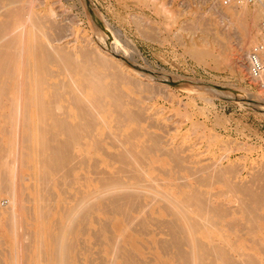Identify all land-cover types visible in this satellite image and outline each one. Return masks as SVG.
<instances>
[{
    "label": "rangeland",
    "instance_id": "obj_1",
    "mask_svg": "<svg viewBox=\"0 0 264 264\" xmlns=\"http://www.w3.org/2000/svg\"><path fill=\"white\" fill-rule=\"evenodd\" d=\"M9 1L0 0V13L2 6L4 9H2L3 13V11H7L8 8L11 10L18 9L16 7L23 4V2L20 3V0H16L17 3H20L19 5L15 2L11 3V0ZM25 1L28 0H24V2ZM32 1L33 10L35 11L34 13H36V15L34 14L35 16H33V19L34 17L38 18L39 16V18H42L44 16L45 18H43L47 19V21L43 18L39 21V18L33 20L37 21V24L41 20L44 21L40 22V25L42 23V25L45 24V28L44 26H38L39 24L37 25L35 23L29 27L31 32L27 35L28 49L26 52V59H29V62L26 65V68H31L32 64L38 60L36 52H34L36 55L33 53V44L35 42H41V38L44 39L42 42L51 41L56 48L57 46L60 47L56 50L60 49V55H62L63 58L64 53L62 52L67 51L68 54L75 53V55L73 56V54H69L71 57L70 59H67V63L64 62L65 59L63 60L62 57L59 56V58H57L59 52L57 54L56 52L53 53V55H56L55 58L53 57L54 62H52V60L48 62L49 65H47V67L50 71L53 70L56 72H52L53 75H51V72H49L48 75L45 73L40 75L41 72L35 74L34 70L31 72L29 69L27 76L30 78H27H29V84L33 86L28 85L33 88L36 87L35 79H48L45 82L46 84H42V88H44L43 91L41 88L39 89V92L42 91L41 93L44 96V100L47 102L46 104H48L56 94L55 97L58 99L54 97L53 100H51L54 103L52 106L53 110L61 112L64 108V111L61 112L62 115L61 113H58V111H56L57 113H54L56 115L58 114L57 119L61 118V120H63L62 116L64 118L67 115L65 117L66 120H68L67 117L70 116V120L74 123H77L78 121L85 123L87 119L84 122L82 116H86L87 118L89 117V122L87 121V123L96 130L95 132H92L94 134L93 136L91 133V137H87L89 130L88 133H84L86 135H83L82 133L84 130H81L82 136H86L85 140L90 142L86 147H84V145L72 146L71 151L69 148L65 147H60L59 149L53 148V142L51 141L53 139H45L51 134V129H49L50 131L48 130L49 133L47 132L49 135L45 134L46 137L43 135L42 130H46L48 126L50 128L52 123L50 120L52 121V118L55 115L47 117L46 120L39 119L41 117L36 116L38 115L36 112V106L38 105H36L37 103L33 104V96L31 97L32 100H29L28 102L26 101L28 106L26 104L25 107H27V110L25 111H29L31 115L29 113L26 114L28 117L25 118L24 124L23 117H26L24 116L26 113L25 111L23 117H21L22 120H17V124L16 122H13L16 121L15 119L12 120V124L9 123V118L5 117L4 119H1L3 121L0 120V163H2L0 164V169H5L4 172L6 171L7 174L10 170L12 171H10V176L15 185L13 188L16 191L18 189V197L14 202L11 201V197L6 193L2 192L0 194V198H4L8 201L6 204L9 209L12 206L13 215L16 216L18 214L15 217L16 220L14 218L17 222L16 224L13 217L8 216V212H0V240H2L3 243L0 242V259H2L0 260V264H61L63 262H61V260H64L65 258L66 261V258L69 256L71 258H67L68 260L66 263L63 262V264H71L70 262H72V264H188L190 260H193V262L190 261L192 264H196V262L197 264H200L201 262V264H209L214 256L212 255L213 253L210 254L213 250L212 247L218 244L222 248L224 247V250L227 249L231 256L233 254L236 256L237 260L235 263L237 264L240 261L241 263L244 262V264H255L256 262V264H264V250L261 249L262 243L259 240V237H261L262 234L259 230V226L264 228V201H256L258 200L260 192L263 191L262 193H264V186L261 185H264V178L262 179V175H260L264 174V90L250 79L247 68V55L250 48L253 46V43L258 41L260 36V22L264 17L262 16V18L259 19L260 21H257V29L254 28L255 38L253 43H251L252 45H248L245 47L246 49H243L244 34L241 24L239 23L241 22V17L224 12L231 6H222L219 3L220 0ZM14 3L17 6L14 5ZM232 5L241 7L236 4ZM255 7H257V5H248L250 10H253ZM8 12L6 15H8ZM2 13L0 19L6 20L8 16L6 17L2 15ZM17 13H11L13 15L12 17L9 15V19L13 24L11 25L12 28L16 25L15 23H17V25L21 24L20 20L22 19V16H20V14L22 15V13ZM52 13L54 16H51ZM14 14H17L16 17ZM48 16L51 17V20L52 18H55L53 22L57 23L52 24V26L56 25L54 28L49 25L52 22L50 20L51 23H49ZM17 19H19V21ZM8 20L6 21L8 22ZM107 23L109 26L108 29ZM46 27H51V29L48 28L47 31ZM103 27H105L110 34L112 32L114 38L118 39L114 41L105 31L101 33ZM37 28L39 29L37 30ZM37 31H40L43 35H40V32ZM42 32L47 34L48 37ZM34 33L38 34L36 35ZM102 35L106 36L103 37ZM227 35L233 37L229 38ZM37 38L38 41H36ZM61 48L66 49L63 50ZM80 48H84L85 52H90L87 49H90L94 54L97 52L96 55L98 56L103 53L105 57L102 54L101 57L95 56V58H97L95 59L93 57L94 54L91 53L90 55L89 53H84L86 57L83 53H79V55V51L83 52ZM67 52L64 55H66ZM76 53L78 55H76ZM82 54L83 56H81ZM88 55L91 58H89ZM72 57L74 58L73 60L71 59ZM102 58L107 64L110 63L114 69L112 67H106V63L104 62L103 65L105 67L103 65L101 66L98 62L100 61L101 63L102 61L99 59ZM87 59L91 60L93 63L91 61H86ZM77 61L84 64L79 63V66L78 63L76 65L73 64ZM85 62H87V65ZM90 62L92 65H90ZM70 63H72L74 67ZM29 64H31V66ZM69 64L71 66H68ZM83 65L85 66L83 67ZM88 66L89 68H87ZM91 66L94 69H92ZM105 68L107 70H104ZM87 69H89V71ZM108 70L110 72L112 71L111 73L113 74L116 71V75L114 74L116 79ZM74 71H79V73L76 72V74ZM117 72L119 75H117ZM90 73L92 75H90ZM98 74H102L100 78H102V76L105 78L101 79L104 81V83L103 81L101 82L104 85L99 82V86L106 87L102 88L103 90H100L102 93L98 92ZM82 75H84V77H82ZM94 75L96 78L98 77L96 79L97 85L91 83L93 82L92 79H95V77L92 78ZM120 75H122V78H117L120 77ZM90 77L92 79H90ZM176 78L197 81L200 82L201 86H205V84L228 86L237 90V98L227 99L216 94L214 95L199 86L181 87L179 85H172L166 81ZM117 79L119 81H117ZM77 82L78 84L82 83L76 88ZM53 83L55 86H52L54 85ZM83 83L85 84L82 89L80 86ZM90 84L96 87H93ZM111 84L113 88L111 87ZM28 85L26 84L27 88ZM56 85H58L57 88ZM12 87V91L16 92L17 88L15 87L14 82ZM56 89H59V93H57L58 91ZM93 89L96 90L93 92ZM104 90H107L108 92L105 91V93ZM109 92H112L113 94L116 92L117 95H113V97L115 96L114 99L111 95L112 93L110 94ZM70 93L71 96L69 95ZM107 93H109L108 96ZM58 94L59 96L62 94V97H59ZM73 95L77 101L78 95L80 96V99H82H79V105L72 104L75 103L73 102L74 100L76 101L74 98L73 101L71 100L72 97H74ZM96 96L102 97L104 100H102V98H98V100ZM95 97L97 101L102 104V107H100L101 104H97L98 102L95 100ZM55 99H57L58 102ZM83 100L86 101L83 102ZM92 100H95V102ZM51 101L47 107L52 105ZM55 101L61 109L55 107ZM92 102L99 108L96 105L94 106ZM80 105L83 106L81 107ZM89 105L94 106V108L91 107L94 109L92 110L93 112ZM79 106L81 107V110L85 106L86 114L83 112L85 108L81 111L79 110ZM88 111H90L91 116ZM122 112H125V114ZM80 114L83 115L81 118H78L77 115ZM118 115L121 117L119 118ZM55 118L56 117H54L53 120H55ZM42 121L46 124L50 123L44 128L45 124ZM63 121H65V119ZM54 122L58 121H53V125L51 126L55 125ZM95 123L98 124V126ZM6 124L9 125L6 126ZM4 125L6 127H4ZM10 125L14 130H17L16 134H14V132L10 133ZM13 125L16 128H14ZM4 128L5 130L2 131ZM7 129H9V133ZM99 134H101L100 136L102 138ZM106 134L108 137L105 136ZM126 137H129L128 140ZM79 140H81V143L84 138L81 139L79 137L75 143L78 144ZM101 140L103 141L101 142ZM95 141H97L96 143L98 144L106 143L100 145L101 148H103L102 146L107 148L104 150L100 148L99 150L98 147H100V145L98 146L95 144ZM16 144L18 145L17 147ZM94 144L97 147H95ZM140 149L142 151H140ZM15 151H19V153L17 152L16 154ZM15 154L19 156L17 161L15 160ZM120 154H124L126 157L123 155L122 158H120ZM134 155L136 157H134ZM118 156H120V159H116ZM95 157L102 162L96 160V163L99 162V164L96 165L98 168H95L97 172L95 170L94 175V173L91 172L94 171V168L92 170L91 164L95 166ZM123 157L126 158L124 159L125 164H123L122 161V164L119 163L120 160H123ZM83 158H87L88 161L87 159L82 160ZM129 159H131L132 162ZM8 160H13V162L11 161V166L10 163L8 164ZM80 160L86 161V166L84 163L80 162ZM126 160L127 163L130 162L131 164L128 163L127 165ZM213 164L217 165L214 166ZM122 165H125V167ZM210 165H212L214 170ZM49 166L52 167L49 168ZM205 166L208 168L210 167L211 169L208 170ZM56 167L60 169L57 171ZM120 167H123V169L121 170ZM204 168L206 169L204 170ZM220 168L223 169L224 172L223 170L221 171ZM101 169L103 173L100 171ZM218 169L221 171L219 174H222V172L225 174V178L220 177L219 180L218 173V176L216 177L217 174L215 175L214 172H217ZM98 171L102 173V175L100 174L101 176H97L100 173H98ZM191 171H194V173ZM261 171L263 173H260ZM4 172H1L2 176L0 174V180L4 177ZM68 172L70 176L68 175ZM129 172L134 176H139L140 179L138 180ZM117 173L120 176L116 177ZM258 173L260 176L258 175L256 180L255 176H257ZM17 174L19 177L17 176L16 179ZM121 175H123L122 178H124L122 180L119 178ZM126 175L133 178L125 177ZM108 176L110 177L108 178ZM198 176H200V179ZM213 176L215 180H213ZM259 177L262 180L259 179ZM106 178L108 181L110 178L112 179H110L111 183L109 185V182L107 183L108 186L113 188L118 184L115 191L119 190L120 197H123L130 188H133V194L137 193V195L134 194V196H132V192L129 191L131 192L130 195L132 196V199H128L129 196L128 198H125V200L128 199L127 203L125 200H120L119 195L118 197L117 194L115 196L113 195L114 188H111L110 190L109 187H106L107 190L109 189L111 192L113 190L111 195L109 190L106 191L108 195L105 192H101L100 189L106 190V188H103L107 182ZM113 178L114 180L116 179L117 184ZM117 178L120 179L122 185L119 184ZM141 178H143V180L140 183ZM204 178H207L208 181H205L206 179L204 180ZM100 179H102L101 182L104 181V179L106 182H102V185L100 184ZM258 179L261 181H258ZM124 180L127 182L126 184H124ZM200 180L203 181V184ZM226 180H230L232 183L228 184L227 182L230 181L226 182ZM113 182H115V185ZM233 182L237 185L239 183V189H241L242 184L244 188H250L251 186L249 189L251 194L238 192L239 189L237 186V189H235ZM251 183H253V185ZM254 183L256 185H254ZM123 184L127 185L125 186L127 187V190H125L124 187H121ZM227 184L231 185L234 190H231V186L229 188ZM100 185L103 187L100 188ZM128 185H130V188ZM252 186L254 187L252 188ZM227 188L229 191L231 190V192L236 190L237 193L232 192L236 193L232 194L229 193V191H225ZM244 188L242 187L240 191H245ZM92 189H94V193ZM246 190L248 191V189ZM251 190L259 192L257 199H255L257 194H252ZM90 192L91 195H89ZM97 193L99 194L96 196L95 194ZM103 193L106 194L107 200L105 195L103 196L105 198H103L104 200L101 199L102 196L100 199H97V197ZM253 195L256 196L253 198ZM91 196L93 197L91 198ZM108 196L110 199H108ZM113 196L120 200V204H114L115 208L113 207V203L116 201H114L115 198ZM88 197H90V199L87 200ZM94 197L97 199L96 202H94ZM133 197L135 198L133 199ZM250 197L255 199L256 204L252 202V200L250 201ZM261 197L262 200H264V194H262ZM261 197H259V200H261ZM246 199L249 200L246 201ZM119 200H117V202ZM198 200H201L202 202ZM129 201H132L130 202L132 205ZM79 202L84 205L87 204L85 207L83 205L82 209L84 207L83 211H86L85 209L88 208V212H83L81 206H78L80 209H76ZM245 202H247L246 208L244 207L246 204ZM249 202H251L254 210L257 209V211L253 212H259L261 216L255 218V214H259L253 213L251 211L253 208H251L252 206L250 207V205L251 213L247 212V209H250L247 208ZM258 202L259 204H257ZM202 203L205 204L204 207H202ZM92 204L93 206H91ZM94 205L98 208H93ZM256 205H258V207ZM117 206L120 207V209L118 208L119 210L116 208ZM178 207H183L184 212L183 209L180 211ZM201 208L204 209L202 210ZM67 209L68 211H66ZM72 209H74V212L77 211V214L81 213L78 211H82L86 217L82 214H79L80 216H78L75 213V216H78L75 218L79 221L76 220L78 223H74V216L72 218L70 217L71 219L67 217L71 214L69 212H71ZM172 209L176 213H174ZM177 210L180 213H178ZM228 210L230 211L227 212ZM213 211L216 216L219 215L216 213L217 211L222 216H218L219 218L217 219L213 214ZM222 212L226 213L223 214ZM175 215H178L180 218V220L175 219L179 224L176 222H174L176 224H173V221H175L174 218H177ZM213 215L215 216L214 220H218V224H220L219 226L217 222H215L217 226L212 224L214 218ZM253 215V222L258 226L257 229L254 228L255 226L252 224L253 222H250ZM206 216L210 217L208 218ZM184 217H187L186 221L188 220L194 222L196 225H200H195L196 227L200 228L202 226V229L200 228L199 230V228H197L198 230L196 231L198 232H195L194 229H196V227L194 226V228L190 226V224H187L188 221L185 222ZM247 219L249 221H247ZM255 219L257 220L255 221ZM68 220H70V222ZM243 223H245V225ZM180 224V227L185 226L184 228H186V230L183 229L185 231H182L189 234V236L186 235L187 238H192L197 233L200 240L203 241L200 244H202L201 246H204L205 250L203 249L204 251H202L201 247L199 250L200 254L198 255L201 256L200 258L207 257L206 259H202V261H200L201 259L199 258V260L197 259V253H199V251H196L200 246L199 238L194 241V243L193 241H191L192 243L189 242V238L185 239L186 236H183L185 234L180 230V227L177 228ZM252 227L255 230H251L250 228ZM189 229L194 230V234H192ZM262 231L264 232V229ZM179 234L181 237L178 236ZM176 235L180 237V242H178L179 238ZM56 237H62V239L67 238V240L64 239V241L66 240L68 246L62 250H69L68 252L65 251V254L62 253L64 256L67 254L66 257L61 254V249L58 250V248H56V244H58V241L55 239ZM194 238L196 239L197 237ZM184 239L185 241L188 240V242H185L186 244L182 242L183 247H181V240L184 241ZM197 241L198 243H196ZM188 244L189 246H187ZM197 244L198 249L196 247ZM190 245H195V247L191 248ZM238 251L243 253L242 257L239 256ZM55 252L64 257H58L61 258V260L59 259L60 262L57 261L58 259H56L57 255ZM186 252L187 254L193 252L197 261L195 258H190V256L192 257V254H189L188 256ZM208 253L209 258L207 256ZM246 253H248V255ZM185 255H187L188 258L185 257ZM249 255H252L254 258L256 257L255 259L258 260L255 261L253 257L249 258ZM183 257L187 258L186 261L188 259L190 260L186 263ZM245 258H248V261L243 260ZM251 259H253L255 263L253 260L251 261ZM194 260L196 262H194ZM223 264L226 263L223 262Z\"/></svg>",
    "mask_w": 264,
    "mask_h": 264
},
{
    "label": "bare ground",
    "instance_id": "obj_2",
    "mask_svg": "<svg viewBox=\"0 0 264 264\" xmlns=\"http://www.w3.org/2000/svg\"><path fill=\"white\" fill-rule=\"evenodd\" d=\"M9 1V0H8ZM18 1V0H17ZM17 1L15 0V1H13V0H11V3L12 2H15V3H17ZM10 2V1H9ZM23 2V4L21 5V6H17L15 3H14V5H16L17 7L16 8H18V9H15V10H11L10 8H8L7 9V11H3V13H2V9H3V6L1 7V13H2V15H4V16H8L7 18L9 19V15L12 17L13 15V13H17V12H21L22 13V15L20 14V16H22V19L20 20V22H21V24H19V25H17V23H15L16 25V27L15 26H13V28L11 27V25H13L12 23H11V20H10V22H9V20L6 18V20H8V22L4 19V20H1L0 19V120L1 119H4L5 117L6 118H9L8 120H9V123H15L16 122V124H17V120H22V118L21 117H23V114L26 112L25 110H27V107H25L26 106V104H27V106H28V101L29 100H32V96L34 97V99H33V104H36V105H38V106H36L37 107V110H36V112H37V114L38 115H36L37 117L38 116H40L41 118H39V119H41V120H46L47 119V117H49V116H53V115H55L54 117H56L55 118V120H53V118H52V121L50 120V122H52L53 123V121H58V122H54L55 123V125L54 126H51V125H53L52 123H51V125H50V128H49V123L48 124H46V123H44V121H42L44 124H45V127L44 128H46V126H48L47 128H46V130L45 129H43L42 130V132H43V135H45V134H47V135H49L48 133H49V129H51V131H50V135H52V136H47L46 137V135H45V139L47 140V138H51V139H53V140H51L52 142H53V145H52V147L53 148H56V149H59L60 147H65V148H69L70 149V151L72 150V146H79V145H84V147H86L87 146V144L88 143H90L88 140H85V137L86 136H82V134L83 135H86V134H84L85 132L86 133H88V130H89V133H88V135H87V137H91V133L92 132H95V130H94V128L93 127H91L88 123H87V121L89 122V120H88V118L86 117H84V116H82L83 114H80V115H77L78 116V118L80 117L81 118V116H82V118H83V120H84V122H85V120H86V122L85 123H82L81 121H78L77 123H74V122H72L71 120H70V116H68L67 118H68V120H66V116L63 118V116H62V119L64 120L65 119V121H63V120H61V118L60 119H57V115L56 114H54V113H57L56 111H58V110H53V108H52V106H53V101H51V100H53V98L56 96V94H55V96H53V98L50 100L51 102H52V105H50V107L48 106L47 107V105L48 104H50V101H49V103L48 104H46L47 102H46V100H44V96L42 95V91H43V89L44 88H42V84L43 83H45L46 82V80H48V79H45V78H40V79H35V83H36V87H29V85H31V84H29L30 83V81H29V76H27V74H28V70L30 69V71L32 72L33 70H34V73L35 74H39L40 72V75L42 74H46V75H48V73L49 72H56V71H50V69L47 67V65H49V63L48 62H50L51 60H52V62H54L53 61V57L55 58L56 57V55L54 56L53 55V53H55L56 52V54L58 53V56H57V58H59V56L60 57H62V55H60L61 53H60V49H58V50H56L57 48H60V47H58L57 46V48H56V46H54V44H52V42L51 41H47V42H42V40H44V39H42L41 38V42H39V43H34L33 44V53L34 52H36V54H37V61H35V63H33L32 64V67L31 68H26L27 66V64H28V62H29V59L27 60L26 59V52H27V49H28V42H27V35L31 32V30H29V27H31V25H33L34 23L35 24H37L36 22L37 21H33V20H37L38 18H39V16H38V18L37 17H34V19H33V16H35L36 15V13H34L35 11L33 10V1L32 0H28V1H25L24 2V0H20V3H22ZM10 3V4H11ZM19 2L17 3L18 5L20 4ZM220 4H221V2H219ZM9 4V5H10ZM232 4H236V3H232ZM232 4H230V5H228V6H231V7H229L228 9H226V11H224V12H227V13H230L231 15H234V16H238V17H241V22H239L240 24H241V27H242V29H243V34H244V44L242 45V47H243V49L245 48V47H247L248 45H252L251 43H253V41H254V38H255V36H254V28H256V26H257V21L260 19V18H262V16L264 17V1H260V2H256V3H254V4H252V5H257V7H255L253 10H250L249 8H248V5H251V4H236V5H240L241 7H236V6H234V5H232ZM2 5V4H1ZM6 5H7V3H6ZM12 5V4H11ZM222 5V4H221ZM222 6H224V5H222ZM227 6V7H228ZM8 7V6H7ZM5 8V7H4ZM12 8V7H11ZM6 9V8H5ZM4 10V9H3ZM10 13H9V12ZM8 12V15H6V13ZM167 12V11H166ZM1 13H0V15H1ZM12 13V14H11ZM41 13V12H40ZM54 13V12H53ZM53 13L51 14V16L53 15ZM18 14V13H17ZM16 14V15H17ZM35 14V15H34ZM49 14V13H48ZM47 14V15H48ZM15 15V14H14ZM16 15H15V17H16ZM46 15V14H45ZM54 16V15H53ZM15 17H13V18H15ZM42 17V16H41ZM44 17V16H43ZM42 17V18H43ZM49 17V16H48ZM12 18V19H13ZM42 18H39L38 19V21L40 20V19H42ZM45 18V17H44ZM43 18V19H44ZM50 18V19H49ZM48 18V21H49V23H51V24H49V25H51V27H55L56 25H54V26H52V24L53 23H57V22H53L54 21V19L52 18V20H51V17H49ZM18 21H19V19H17ZM44 20H46L47 21V19H44ZM50 20H51V22H50ZM6 21V22H5ZM14 21H16V20H14ZM17 21V22H18ZM260 21V20H259ZM13 22V21H12ZM40 22H44V21H40ZM40 22L37 24L38 26H44V28H45V24L44 25H40ZM37 25H36V27H37ZM48 25V26H49ZM46 26H47V24H46ZM93 26H95V25H93ZM34 27V26H33ZM51 27H46L47 28V31H48V28H50L51 29ZM96 27V26H95ZM108 23H107V29H108ZM42 28V27H41ZM40 28V29H41ZM44 28H42L43 30H45ZM52 28V29H53ZM31 29V28H30ZM39 28H37V30H38ZM41 29V30H42ZM110 29V28H109ZM257 29V28H256ZM102 31H101V33L102 32H106L107 33V35L109 36V37H111L114 41H116L118 38H114V36H113V34H112V32H111V34L106 30V28L105 27H103V29H101ZM260 30V29H259ZM97 31V30H96ZM99 31V30H98ZM37 32H40V31H37ZM45 32V31H44ZM44 32H42V33H44ZM259 32V31H258ZM46 33V32H45ZM44 33V34H45ZM229 33V32H228ZM34 34H36V33H34ZM38 34V33H37ZM36 34V35H37ZM40 35H43V34H41V32L39 33ZM100 34V33H99ZM233 34V33H232ZM39 35V36H40ZM45 35H47V34H45ZM44 35V36H45ZM103 36V35H102ZM106 35H104L103 37H105ZM228 37H229V35H227ZM37 37V36H36ZM47 37H48V35H47ZM102 37V38H103ZM230 37H233V36H230ZM229 37V38H230ZM30 38H31V36H30ZM35 38V37H34ZM45 38H46V36H45ZM228 38V39H229ZM40 39V38H39ZM257 39V38H256ZM46 40H48V39H46ZM36 41H38V38H37V40ZM30 43V42H29ZM255 43H256V41H255ZM254 44V43H253ZM32 45V44H31ZM30 48V47H29ZM85 48V47H84ZM84 48H80V50L82 49L83 50V52H81V51H77L78 52V54L79 53H85V54H88L89 53V55H90V53L91 54H94V52L92 53V51L90 50V49H87V50H89L90 52H85L84 50ZM61 49H63V48H61ZM66 49V48H65ZM65 49H63V50H65ZM246 49V48H245ZM93 50V49H92ZM67 52V51H66ZM66 52H62V53H66ZM99 52H100V50H99ZM98 52V53H99ZM97 53V52H96ZM96 53L94 54V58H95V56L96 57H101V55L103 54H101V53H99V54H101V55H96ZM35 54V53H34ZM35 54V55H36ZM63 54V56H64V58H63V60H64V62H67L68 63V60L67 59H70V57L71 56H69V54H68V52H67V54L66 55H68V56H66V55H64ZM71 54H73V53H71ZM70 54V55H71ZM77 53H76V55H78ZM83 54L81 55V56H83ZM84 54V55H85ZM53 55V56H52ZM75 55V53L73 54V56ZM80 55V54H79ZM89 55H88V57H89ZM104 55V54H103ZM240 55V54H239ZM248 56V55H247ZM65 57H67V58H65ZM69 57V58H68ZM85 57H86V55H85ZM87 57V58H88ZM93 57H92V59H93ZM103 57V56H102ZM104 57H105V55H104ZM236 57V56H235ZM239 57V56H238ZM245 57V56H244ZM89 58H91V57H89ZM107 58V57H106ZM106 58H105V60H106ZM240 58V57H239ZM72 60L74 59L73 57L71 58ZM81 59V58H80ZM95 59H97V58H95ZM99 60H101L102 62L100 63V61L98 62L101 66L104 64V63H106V61H104V59L102 58V59H99ZM80 61V60H79ZM85 61V60H84ZM86 61H91V60H89V59H87ZM94 61V60H93ZM98 61V60H97ZM71 62V61H70ZM92 62V61H91ZM91 62H90V65H92L91 64ZM104 62V63H103ZM31 63V62H30ZM78 63V66H79V63H82V62H76V63H73V64H77ZM87 62H85V64H86ZM93 63V62H92ZM95 63H96V61H95ZM95 63H94V67H95ZM70 64H72V63H70ZM68 65V66H71V65ZM72 64V66L74 67V65ZM82 64H84V63H82ZM89 64V63H88ZM112 64V63H111ZM243 64V63H242ZM30 66H31V64H29ZM28 65V66H29ZM87 65V64H86ZM89 65V66H90ZM85 65H83V67H84ZM89 66L87 67V68H89ZM104 66V65H103ZM105 66L106 67H112V65H110V63L109 64H105ZM104 66V67H105ZM47 67V68H46ZM76 67V66H75ZM92 67V66H91ZM72 68V67H71ZM76 68H78V67H76ZM80 68H81V64H80ZM113 68V67H112ZM27 69V70H26ZM74 69V68H73ZM92 69H94L93 67H92ZM103 69V68H102ZM114 69V68H113ZM116 69V68H115ZM75 70V69H74ZM78 70V69H77ZM82 70H83V68H82ZM88 71H89V69H87ZM104 70H107L106 68L104 69ZM110 70V69H109ZM108 70V71H109ZM86 71V70H85ZM88 71H87V73H88ZM72 72V71H71ZM75 72V71H74ZM76 72H78L79 73V71H76ZM75 72V73H76ZM91 72V71H90ZM94 72V71H93ZM96 73H98L97 71H95ZM110 72V71H109ZM112 72V71H111ZM110 72V73H111ZM50 73V74H51ZM74 73V74H75ZM86 73V74H87ZM105 73V72H104ZM115 73H116V71H115ZM114 73V74H115ZM118 73V72H117ZM77 74V73H76ZM82 74H84V73H82ZM107 74V73H106ZM112 75H113V77H114V74L113 73H111ZM39 75V76H40ZM51 75H53V73L51 74ZM51 75H49V76H51ZM72 75V74H71ZM70 75V76H71ZM89 75V74H88ZM90 75H92L91 73H90ZM97 75V74H96ZM99 75V74H98ZM102 75V74H101ZM101 75H99L97 78H98V85L96 84L97 82H96V77H95V75L94 76H92V78L93 77H95V79L93 78H91L90 77V79H92L93 80V82H91V83H93V84H95V85H97V87L99 86V82L101 83L103 80H101L102 78H104L103 76H102V78H100L101 77ZM105 75V74H104ZM108 75V74H107ZM116 75V74H115ZM117 75H119V73L117 74ZM57 76V75H56ZM75 76V75H74ZM27 77H29V78H27ZM42 77V76H41ZM82 77H84V75H82ZM117 77V76H116ZM115 78V77H114ZM113 78V79H114ZM117 78H122V75H120V77H117ZM124 78V77H123ZM72 79V78H71ZM85 79V78H84ZM88 79V78H87ZM99 79H100V81H99ZM105 79V78H104ZM112 79V78H111ZM116 79V78H115ZM114 79V80H115ZM76 80V79H75ZM81 80H82V78H81ZM91 80V81H92ZM113 80V81H114ZM60 81V80H59ZM117 81H119L118 79H117ZM121 81V80H120ZM13 82H14V85H15V87L18 89H16V92H13L12 91V85H13ZM72 82H73V80H72ZM82 82H83V80H82ZM81 82V83H82ZM88 82V81H87ZM95 82V83H94ZM111 82V81H110ZM122 82H124V81H122ZM60 83V82H59ZM74 83V82H73ZM72 83V84H73ZM76 83V82H75ZM80 83V84H81ZM90 83V82H89ZM103 83H104V81H103ZM103 83H101L102 85H104ZM26 84L28 85V88L26 87ZM46 84V83H45ZM54 84V83H53ZM56 84H58V83H56ZM80 84H78V82H77V85H76V88H77V86L79 87V85ZM85 83H83L80 87L83 89V85H84ZM108 85H110L109 83H107ZM74 85V84H73ZM91 86H93L92 84H90ZM89 85V86H90ZM117 85V84H116ZM31 86H33V85H31ZM52 86H55V84L54 85H52ZM57 86L58 85H56V88H57ZM60 86V85H59ZM86 86V85H85ZM106 86V85H105ZM179 86H181V87H191V86H199V87H201L202 89H206V90H208L209 92H211L212 94H216V95H218L216 92H214V91H212V90H210L209 88H207L206 86H200V85H198L197 83L196 84H194V83H185V84H181V85H179ZM44 87V86H43ZM74 87V86H73ZM88 87V86H87ZM93 87H96V86H93ZM101 85L99 86V90H98V92H101L100 90L102 89V88H106V87H101ZM111 87H112V84H111ZM116 87V86H115ZM117 87H120V86H117ZM42 88V91H40L39 92V89H41ZM75 88V87H74ZM75 88V89H76ZM80 88V89H81ZM90 88V87H89ZM110 88V87H109ZM113 88V87H112ZM54 89V88H53ZM91 89V88H90ZM96 89H98V88H96ZM95 89V90H96ZM118 89V88H117ZM55 90V89H54ZM57 90V89H56ZM79 90V89H78ZM94 89H93V92L95 91ZM103 90V89H102ZM108 90H110V89H108ZM112 90V89H111ZM113 90H115V89H113ZM58 91V92H57ZM56 92L57 93H59V89L57 90ZM105 91H107V90H104V92ZM54 92V91H53ZM97 92V91H96ZM108 92V91H107ZM102 93V92H101ZM106 93V92H105ZM110 93V92H109ZM109 93H107V96H108V94ZM112 93V92H111ZM110 93V94H111ZM64 94V93H63ZM74 94V93H73ZM95 94H97V93H95ZM54 95V94H53ZM62 95V94H61ZM59 96V94H58V96L59 97H62V96ZM70 96H71V93L69 94ZM76 95V94H75ZM100 95V94H99ZM106 95V94H105ZM112 95V97H113V95H117L116 94V92H115V94H111ZM50 96V95H49ZM69 96V97H70ZM74 96V95H73ZM95 96V95H94ZM219 96V95H218ZM77 97V96H76ZM97 97V96H96ZM96 97H95V100L97 101V99L98 98H102V97H97V99H96ZM105 97V96H104ZM111 97V98H112ZM55 98H57V97H55ZM76 99L75 98V96L74 97H72V101L74 100V99ZM93 98V97H92ZM115 98V96L113 97V99ZM58 99V98H57ZM57 99H55V100H57ZM66 99V98H65ZM64 99V100H65ZM80 96L78 95V101H80V100H82V99H80ZM94 99V98H93ZM118 99V98H117ZM60 100V99H59ZM87 100V99H86ZM86 100H83V102L84 101H86ZM95 100H92L93 102H95ZM99 100V99H98ZM102 100H104L103 98H102ZM131 100V99H130ZM27 101V102H26ZM45 101V102H44ZM76 101H77V99H76ZM76 101L74 100L73 102H75V103H72V104H80L78 101H77V103H76ZM101 101V100H100ZM57 102H58V100H57ZM92 102V103H93ZM98 103L97 104H101L99 101H97ZM102 102V101H101ZM123 102V101H122ZM125 102V101H124ZM89 103H91V102H89ZM134 103V102H133ZM132 103V104H133ZM136 103V102H135ZM55 104H56V101H55ZM94 104V103H93ZM121 104H125V103H121ZM120 104V105H121ZM96 104H94V106H95ZM31 106H34V105H31ZM30 106V107H31ZM66 106V105H65ZM64 106V107H65ZM76 106V105H75ZM74 106V107H75ZM81 106V105H80ZM79 106V107H80ZM83 106V105H82ZM81 106V107H82ZM90 106V105H89ZM94 106L92 105V106H90V108L92 107V108H94ZM97 106V105H96ZM103 106H104V104H103ZM30 107H28V108H30ZM56 108H60V106L58 105V104H56V106H55ZM62 107V106H61ZM67 107V106H66ZM65 107V108H66ZM81 107L79 108V110H81ZM86 107H87V104H86ZM98 107V106H97ZM100 107H102V104H101V106ZM121 107V106H120ZM123 107V106H122ZM52 108V109H51ZM78 108V107H77ZM84 108H85V106H84ZM83 108V109H84ZM89 108V107H88ZM91 108V111L92 110H94V109H92ZM99 108V107H98ZM142 108V107H141ZM36 109V108H35ZM61 109V108H60ZM82 109V110H83ZM102 109V108H101ZM122 109V108H121ZM140 109V108H139ZM29 110V109H28ZM81 110V111H82ZM85 110H86V108L83 110V112H85ZM89 110V109H88ZM106 110V109H105ZM128 110V109H127ZM25 111V112H24ZM33 111H35V110H33ZM32 111V112H33ZM63 111H64V108H63ZM63 111H61V112H63ZM96 111V110H95ZM94 111V112H95ZM99 111H101V110H99ZM61 112H59L58 111V113H61ZM67 112V111H66ZM65 112V113H66ZM77 112H78V110H77ZM83 112H79V113H83ZM89 113H90V111H88ZM93 112V111H92ZM102 112V111H101ZM128 112V111H127ZM27 113H29V111L28 112H26L25 114H24V116H26V117H23V124H24V121H25V118H27L28 116L26 115ZM123 113V112H122ZM131 113V112H130ZM30 114V113H29ZM36 114V113H35ZM85 114H86V112H85ZM88 114V113H87ZM93 114V113H92ZM123 114H125V112L123 113ZM132 114V113H131ZM140 114V113H139ZM31 115V114H30ZM61 115H62V113H61ZM94 115V114H93ZM116 115H117V113H116ZM133 115V114H132ZM90 116H91V113H90ZM96 116V115H95ZM119 116V115H118ZM142 116H143V114H142ZM72 117V116H71ZM93 117V116H92ZM121 116H119V118H120ZM126 117V116H125ZM139 117V116H138ZM16 120V121H13L12 122V120ZM116 119V118H115ZM80 120V119H79ZM94 120H95V118H94ZM1 121H3V120H1ZM11 121V122H10ZM45 122H47V121H45ZM57 123V124H56ZM87 123V124H86ZM5 124V123H4ZM15 124V125H16ZM21 124V123H20ZM96 124V123H95ZM9 125V124H8ZM7 124H6V126H8ZM97 126H98V124H96ZM5 125H4V127H6ZM11 126V125H10ZM14 126V125H13ZM20 126V125H19ZM93 126V125H92ZM114 126H115V124H114ZM51 127H53V128H51ZM14 128H16L15 126H14ZM92 130H91V129ZM13 128H12V126H11V130H12ZM117 129H118V127H117ZM120 129V128H119ZM5 130V128L2 130V131H4ZM8 130V133H9V129H7ZM10 130V133L12 132H14V134H16L17 133V130H12L11 131ZM49 130V131H48ZM81 130H84L83 131V133H82V131ZM86 130V131H85ZM91 130V131H90ZM122 130V129H121ZM16 131V132H15ZM1 132V131H0ZM45 132V133H44ZM48 132V133H47ZM135 132V131H134ZM82 133V134H81ZM100 133V132H99ZM130 133V132H129ZM5 134H6V132H5ZM5 134H2V135H5ZM102 134V133H101ZM101 134H99V136L101 135ZM115 134V133H114ZM94 134L92 133V136H93ZM103 135V134H102ZM125 135V134H124ZM127 135V134H126ZM132 135V134H131ZM136 135V134H135ZM15 136H17V135H15ZM105 136H107V134L105 135ZM122 136V135H121ZM153 136V135H152ZM66 139H65V138ZM81 138V139H83L84 138V140L80 143V141L81 140H79V142H78V144H76L75 142H77V140H78V138ZM83 137V138H82ZM101 137V136H100ZM108 137V136H107ZM106 137V138H107ZM110 137V136H109ZM112 137V136H111ZM116 137H117V135H116ZM97 138V137H96ZM102 138V137H101ZM105 138V139H106ZM119 138V137H118ZM127 138V137H126ZM129 138V137H128ZM128 138H127V140H128ZM133 138V137H132ZM155 138V137H154ZM113 139V138H112ZM156 139V138H155ZM18 140V139H17ZM104 140V139H103ZM103 140H101V142L103 141ZM125 140V139H124ZM10 141V140H9ZM16 141V140H15ZM50 141V140H49ZM157 141V140H156ZM97 141H95V144H97L98 146L101 144H98V143H96ZM100 142V141H99ZM124 142H126V141H124ZM132 142V141H131ZM130 143V142H129ZM94 144V145H95ZM103 144V143H102ZM101 144V145H102ZM104 144H106V143H104ZM103 144V145H104ZM110 144V143H109ZM131 144V143H130ZM136 144V143H135ZM134 144V145H135ZM155 144V143H154ZM157 144H158V142H157ZM1 145V144H0ZM101 145H100V147H98L99 148V150H100V148H101ZM133 145V146H134ZM156 145V144H155ZM18 145L16 144V147H17ZM116 146V145H115ZM133 146H130V147H133ZM146 146V145H145ZM1 147V146H0ZM95 147H97L96 145H95ZM95 147H94V149H95ZM103 148H101V149H105V148H107V147H105L104 148V146H102ZM144 147V146H143ZM148 147V146H147ZM147 147H145V148H147ZM4 148V147H3ZM19 148V147H18ZM74 148V147H73ZM98 148H96V149H98ZM148 149V148H147ZM18 150V149H17ZM107 150V149H106ZM123 150V149H122ZM130 150H131V148H130ZM149 150V149H148ZM152 150V149H151ZM155 150V149H154ZM157 150V149H156ZM166 150V149H165ZM9 151V150H8ZM92 151V150H91ZM140 151H142L141 149H140ZM160 151V150H159ZM16 152V151H15ZM18 153H19V151H17ZM17 152H16V154H17ZM67 152H68V150H67ZM90 152V151H89ZM146 152V151H145ZM96 153V152H95ZM99 153H100V151H99ZM5 154V153H4ZM15 154V160L17 161V158L19 157V156H17ZM111 154V153H110ZM109 154V155H110ZM135 154V153H134ZM121 155V154H120ZM124 154H122L121 155V157L120 156H118V158H116V159H120V158H122V156H123ZM136 155V154H135ZM134 155V157H136ZM143 155V154H142ZM145 155V154H144ZM3 156V155H2ZM82 156H85V155H82ZM115 156V155H114ZM125 157H126V155H124ZM146 156H147V154H146ZM13 157V156H12ZM120 157V158H119ZM125 157H123V160H118L119 161V163H121L122 164V162H123V164H125V161H124V159H126ZM14 158V157H13ZM13 158H11V159H13ZM114 158V157H113ZM128 158V157H127ZM4 159V158H3ZM8 159V158H7ZM87 159V158H86ZM86 159H82V160H86ZM135 159V158H134ZM96 160H98L99 161V159H97L96 157L94 158V163H95V166L93 165V164H91L92 165V170H93V168H94V171H91L92 173H94L95 172V168H98V166L96 167V165L97 164H99V162H102L101 160L98 162V163H96ZM129 160H131V159H129ZM128 160V161H129ZM137 160V159H136ZM9 162H8V164L10 163V166H11V161L13 162V160H8ZM87 161H88V159H87ZM122 161V162H121ZM220 161V160H219ZM80 162H82V163H84L85 164V162L86 161H81L80 160ZM131 162H132V160H131ZM142 162H144V161H142ZM5 163H6V161H5ZM4 163V164H5ZM40 163V162H39ZM93 163V162H92ZM128 163H130V162H128ZM128 163H127V160H126V164L128 165ZM192 163V162H191ZM0 164H2V163H0ZM16 164V163H15ZM86 164H87V162H86ZM86 164H85V166H86ZM120 164V165H121ZM131 164V163H130ZM141 164V163H140ZM19 165V164H18ZM145 165V164H144ZM205 165V164H204ZM214 165V164H213ZM217 164H215L214 166H216ZM7 166V165H6ZM6 166H5V168H6ZM9 166V167H10ZM94 166V167H93ZM123 166V165H122ZM133 166V165H132ZM140 166V165H139ZM16 167V166H15ZM50 167H52V166H49V168ZM57 167H58V165H57ZM56 167V168H57ZM123 167H125V165L123 166ZM123 167L121 168V170L123 169ZM206 167V166H205ZM210 167H212V165H210ZM208 168V167H206V168H208V170L209 169H211V168ZM13 168V167H12ZM55 168V169H56ZM119 168V167H118ZM206 168H204V170L206 169ZM218 168V167H217ZM7 169V168H6ZM11 169V168H10ZM14 169V168H13ZM52 169V168H51ZM58 169H60V168H57L56 170L58 171ZM71 169V168H70ZM69 169V170H70ZM85 169V168H84ZM88 169V168H87ZM212 169H213V167H212ZM227 169H229V168H227ZM1 170V169H0ZM3 170V171H2ZM1 171H0V174H1V176H2V173L1 172H4V170L5 169H2ZM16 170V169H15ZM136 170V169H135ZM139 170V169H138ZM214 170V169H213ZM220 170L222 171L223 169H221L220 168ZM263 170V169H262ZM11 171V170H10ZM10 171H9V173L7 174V172L5 171L4 172V177H2V179L0 180V194L2 193V192H4V193H6L8 196H10L11 197V201L12 202H14V201H16L17 200V197H18V189H17V186H16V189H17V191L16 190H14V183H13V180H12V177L10 176ZM100 171H102V169L100 170ZM100 171H98V173L100 172ZM202 171V170H201ZM221 171H219V169H218V171L216 172H214L215 173V175L218 173L219 174V172L221 173ZM12 172V171H11ZM15 172V171H14ZM13 172V173H14ZM47 172V171H46ZM96 172H97V170H96ZM106 172H107V169H106ZM123 172V171H122ZM191 172H193L194 173V171H191ZM196 172V171H195ZM223 172H224V170H223ZM223 172H222V174H223ZM226 172H228V171H226ZM71 173V172H70ZM102 173H103V171H102ZM102 173L100 172L99 173V175H97V176H101L102 175ZM105 173V172H104ZM109 173V172H108ZM119 173V172H118ZM118 173H117V175H116V177L117 176H120V175H118ZM130 174H131V172H129ZM129 173H127V174H129ZM139 173V172H138ZM203 173V172H202ZM214 173H212V174H214ZM260 173H263L262 171L260 172ZM97 174V173H96ZM101 174V175H100ZM123 174V173H122ZM129 174V175H130ZM137 174V173H136ZM211 174V175H212ZM218 174L216 175V177L218 176ZM219 174V176H218V179L220 180V177H222V178H225V174ZM227 174V173H226ZM46 175V174H45ZM65 175V174H64ZM68 175H69V172H68ZM94 175H95V173H94ZM107 175V174H106ZM125 175V174H124ZM129 175H126L125 177H130L131 179L133 178V177H131V176H129ZM132 176H134L133 174H131ZM169 175V174H168ZM214 175V176H215ZM221 175V176H220ZM258 175H259V173L257 174V176H255L256 177V180H257V177H258ZM260 175H262V179L264 178L263 177V175L264 174H260ZM259 175V176H260ZM0 176V177H1ZM13 176V175H12ZM17 176L19 177V175L17 174L16 175V179H17ZM58 176V175H57ZM70 176V175H69ZM85 176V175H84ZM89 176V175H88ZM114 176V175H113ZM122 176L123 175H121V177H119L121 180L122 179H124V178H122ZM144 176V175H143ZM210 176V175H209ZM214 176H213V180H215L214 179ZM234 176H236V175H234ZM14 177V176H13ZM83 177V176H82ZM110 176H108V178H109ZM115 177V176H114ZM115 177V178H116ZM135 178H137L138 180L140 179V177L139 176H134ZM139 177V178H138ZM199 177V179H200V176H198ZM215 177V178H216ZM227 177V176H226ZM68 178V177H67ZM73 178V177H72ZM99 178V177H98ZM102 178V177H101ZM119 178H117L118 180V182H119V184H121L120 182V179ZM134 178V179H135ZM210 178V177H209ZM208 178V179H209ZM13 179H15V178H13ZM95 179V178H94ZM107 179V178H106ZM111 179V178H110ZM109 179V181H108V179L105 181V179H104V181H102V182H106V185H105V183H104V187L103 186H101L100 185V188L101 187H103V188H106V187H109V189L111 190V188L112 187H110V186H108L111 182V180ZM206 179V180H205ZM227 179V178H226ZM259 179H261L260 177H259ZM258 179V181H261V180H259ZM41 180V179H40ZM69 180H72V179H69ZM101 180L102 179H100V184H102L103 185V183L101 182ZM113 180H114V178H113ZM128 180H130V179H128ZM137 180V181H138ZM143 180V178H141V180H140V183H141V181ZM188 180V179H187ZM201 180H203V179H201ZM200 180V181H201ZM204 180L205 181H208L207 180V178H204ZM224 180V179H223ZM95 181H96V179H95ZM115 182H116V179L114 180ZM147 181V180H146ZM197 181V180H196ZM211 181V180H210ZM227 181H230V180H226V182ZM255 181V180H254ZM257 181V182H258ZM264 181V180H263ZM18 182V181H17ZM109 182V183H108ZM115 182H113V184L115 185ZM123 182H125V180L123 181ZM128 182H130V181H128ZM139 182V181H138ZM156 182V181H155ZM186 182V181H185ZM203 181H201V183H202ZM214 182V181H213ZM253 182V181H252ZM70 183V182H69ZM107 183H108V185H107ZM127 182H125L124 184H126ZM200 183V184H201ZM228 184H231L232 183V181H230V182H227ZM241 183V182H240ZM256 183V182H255ZM254 183V185H256ZM264 183V182H263ZM18 184V183H17ZM112 184V185H113ZM116 184H117V182H116ZM123 184V186H121L122 188L124 187V189L125 190H127L126 188L127 187H125V186H127V185H124ZM160 184V183H159ZM203 184V183H202ZM227 184V185H228ZM233 184H234V182H233ZM252 185H253V183H251ZM259 184V183H258ZM260 184H261V182H260ZM259 184V185H260ZM69 185V184H68ZM113 185V186H114ZM122 185V184H121ZM134 185H135V183H134ZM141 185V184H140ZM207 185V184H206ZM211 185V184H210ZM235 185V189H237V187H238V189H239V183H238V185L235 183L234 184ZM234 185H233V187H234ZM247 185V184H246ZM258 185V186H259ZM262 186H264L263 184H261ZM117 186H118V184H117ZM117 186L115 185V187H113L112 189L114 190V193H113V190H112V192L110 191L109 193H110V195L113 193V195L115 196L116 194H117V197H118V195L120 194L118 191L119 190H116L115 191V188L117 189ZM130 185H128V187H129ZM142 186V185H141ZM145 186V185H144ZM230 186L231 185H228V187L230 188ZM237 186V187H236ZM94 187V186H93ZM146 187V186H145ZM154 187V186H153ZM227 187V186H226ZM242 187L244 188V186H243V184H242ZM242 187H241V189H242ZM248 187V186H247ZM254 186H252V188H253ZM10 188H11V190H10ZM130 188V187H129ZM139 188V187H138ZM152 188V187H151ZM250 188H251V186H250ZM249 187L248 188H244V190L246 191H240L241 189H239L238 190V192H243V193H245V194H251L250 193V189ZM62 189V188H61ZM123 189V190H124ZM131 189V188H130ZM130 189H128L129 191H131L132 192V194H133V188L130 190ZM141 189V188H140ZM195 189V188H194ZM197 189V188H196ZM231 190L233 189L234 190V188H232V186H231V188H230ZM246 189H248V191L246 190ZM261 189V188H260ZM263 189H264V187H263ZM101 190V192H105L106 193V191H108L107 190V188H106V190H102V189H100ZM125 190H124V192H125ZM231 190L229 191L228 190V188L225 190V191H229V193H232V192H236V190L235 191H232L231 192ZM262 190V189H261ZM260 190V191H261ZM66 191V190H65ZM92 191H93V193L95 192L94 191V189H92ZM122 191V190H121ZM128 191V192H129ZM135 191V190H134ZM100 192V191H99ZM127 192V193H128ZM131 192H129L128 194L127 193H125V195L123 196V195H121V196H123V197H120V195H119V199L120 200H125V198H128V196H129V198L128 199H132V196H134V194H136L137 195V193H134L132 196L130 195L131 194ZM143 192H145V191H143ZM248 192V193H247ZM251 192H252V194H257V196H256V198L255 199H257V197H258V194H259V192L258 191H254V190H251ZM258 192V193H257ZM263 192V191H262ZM262 192H260V194L262 193ZM64 193V192H63ZM66 193V192H65ZM92 193V194H93ZM103 193L102 195L100 194L98 197H97V199H100L101 198V196H102V198L101 199H103L104 197V195L106 196V194L108 195V193ZM123 193V192H122ZM161 193V192H160ZM200 193V192H199ZM220 193H222V192H220ZM237 193V192H236ZM236 193H232V194H236ZM99 193H97V194H95L96 196L98 195ZM245 194H243V195H245ZM260 194H259V197H261L262 196V194H264V193H262L261 194V196H260ZM73 195V194H72ZM88 195V194H87ZM87 195H86V197H87ZM89 195H91V192H90V194ZM95 195H93V196H95ZM197 195V194H196ZM219 195V194H218ZM222 195V194H221ZM229 195V194H228ZM93 196H91V198L93 197ZM113 196V197H114ZM168 196V195H167ZM170 196V195H169ZM226 196V195H225ZM251 196V195H250ZM254 195H253V198L255 197ZM112 197V198H113ZM116 197V198H117ZM248 197H249V195H248ZM259 197H258V200H256V201H261V202H263L264 200H262V197L260 198L261 200H259ZM53 198V197H52ZM115 198V197H114ZM114 198H113V200H114ZM115 198V200L114 201H116V202H114L113 203V205L114 204H116V205H118L117 203H119L120 204V200L119 199H116ZM121 198H123V199H121ZM135 197H133V199H134ZM155 198V197H154ZM153 198V199H154ZM190 198V197H189ZM201 198V197H200ZM236 198H238V197H236ZM264 198V197H263ZM88 199H90V197H88L87 198V200ZM94 199H95V197H94ZM97 199H95V201L94 202H96L97 201ZM105 199V198H104ZM103 199V200H104ZM108 199H110L109 198V196H108ZM127 199V200H128ZM192 199H193V197H192ZM242 199V198H241ZM241 199H239V200H241ZM250 199V201L252 200V202H254L255 203V199H252V197H250L249 198ZM249 199H246V201L247 200H249ZM54 200V199H53ZM91 200V201H92ZM106 200H107V196H106ZM105 200V201H106ZM117 200H119L118 202H117ZM127 200H125V202L127 201ZM176 200V199H175ZM202 200V199H201ZM201 200H198V201H200V202H202ZM243 200V199H242ZM254 200V201H253ZM111 201V200H110ZM170 201H171V199H170ZM182 201V200H181ZM190 201V200H189ZM193 201V200H192ZM113 202V201H112ZM130 202H132V201H129V203ZM133 202H135V201H133ZM6 203H8V201L6 200V199H4V198H0V212H2V211H6V212H8L9 213V215L8 216H10V217H13V220H14V218L18 215H16V216H14L13 215V213H12V206L10 207V209H9V207H8V205L6 204ZM76 203H78V202H76ZM75 203V204H76ZM127 203H128V201H127ZM139 203V202H138ZM142 203V202H141ZM186 203V202H185ZM195 203V202H194ZM209 203V202H208ZM227 203V202H226ZM243 203V202H242ZM246 204L244 205V207L246 208V206H247V202H245ZM253 203V205L255 206V204ZM14 204V203H13ZM17 204V203H16ZM131 205H132V203H130ZM166 204V203H165ZM164 204V205H165ZM182 204V203H181ZM196 204V203H195ZM219 204H220V202H219ZM244 204V203H243ZM257 204H259V202L257 203ZM84 204H81L80 202H79V204H77V207H76V205H75V207H76V209L78 210V209H80V207H78V206H81V210L83 211L84 210V207L85 206H87V204L86 205H84V207H83V209H82V206H83ZM96 205V204H95ZM94 205V207L93 208H95L96 206ZM124 205H125V203H124ZM123 205V206H124ZM147 205V204H146ZM184 205V204H183ZM194 205V204H193ZM203 205V206H202ZM202 207H204V203H202ZM211 205V204H210ZM214 205V204H213ZM249 205H250V207L252 206L251 205V202H249L248 203V207L247 208H250L249 207ZM264 205V204H263ZM91 206H93V204L91 205ZM120 206V205H119ZM126 206V205H125ZM141 206V205H140ZM144 206V205H143ZM142 206V207H143ZM163 206V205H162ZM161 206V207H162ZM178 206V205H177ZM200 206V207H201ZM221 206V205H220ZM257 207H258V205H256ZM114 208H115V205L113 206ZM130 207V206H129ZM142 207H141V209H142ZM165 207V206H164ZM170 207V206H169ZM175 207V206H174ZM180 207V206H179ZM178 207V208H179ZM68 208V207H67ZM92 208V209H93ZM96 208H98V207H96ZM111 208H112V206H111ZM113 208V209H114ZM117 209L119 208L120 209V207H116ZM123 208V207H122ZM131 208V207H130ZM148 208V207H147ZM189 208H191V207H189ZM211 208V207H210ZM213 208V207H212ZM226 208H227V206H226ZM251 208H253V206L251 207ZM251 208L250 209H245L247 212H250V210H251ZM75 209V210H76ZM87 209L88 208H86L85 210L86 211H83V212H88L87 211ZM108 209V208H107ZM109 209H110V207H109ZM118 209V210H119ZM126 209V208H125ZM171 209V208H170ZM169 209V210H170ZM182 209H183V207H181V208H179V210L180 211H182ZM202 210L204 209V208H201ZM200 209V210H201ZM214 209H215V207H214ZM219 209H220V207H219ZM259 209V208H258ZM74 209H72V211L71 212H69V213H71V214H69V216H67V217H73L74 216V218H73V221H74V223H78V222H76V218L78 217V216H80L79 214H82V215H84L85 216V214H83L82 213V211H78V212H81V213H79V214H77V211L76 212H74L73 211ZM89 210H90V208H89ZM96 210V209H95ZM111 210V209H110ZM117 210V211H118ZM135 210V209H134ZM133 210V211H134ZM146 210V209H145ZM187 210V209H186ZM216 210V209H215ZM259 210H261V209H259ZM66 211H68V209L66 210ZM122 211H125V210H122ZM136 211V210H135ZM150 211V210H149ZM171 211V210H170ZM172 211H173V209H172ZM206 211V210H205ZM222 211H225V210H222ZM230 210H228L227 212H229ZM252 212L253 211H257V209H255L254 210V208H253V210H251ZM74 212V213H73ZM92 212V211H91ZM110 212V211H109ZM120 212V211H119ZM148 212V211H147ZM167 212V211H166ZM174 213H176L175 211H173ZM177 212H178V210H177ZM183 212H184V209H183ZM183 212H181V213H183ZM216 212V211H215ZM78 215V216H75L76 214ZM126 213H127V210H126ZM178 213H180V212H178ZM204 213V212H203ZM211 213H212V211H211ZM216 213H218L219 215V217L220 216H222V215H220V213L217 211ZM223 213V212H222ZM221 213V214H222ZM224 213H226V212H224ZM223 213V214H224ZM231 213V212H230ZM251 213V212H250ZM250 213H249V215H250ZM253 213H258L259 215H257V214H255L256 215V217L255 218H258L257 216H261V214L259 213V212H253ZM66 214V213H65ZM73 214V215H72ZM87 215H89L88 213H86ZM91 214V213H90ZM130 214V213H129ZM184 214V213H183ZM213 214H214V211H213ZM72 215V216H71ZM181 215V214H180ZM215 216H216V214H214ZM213 215V221H212V224L214 225H216V223L215 222H217V224H218V216H216L217 217V219L216 220H214L215 219V216ZM229 215V214H228ZM227 215V216H228ZM127 216V215H126ZM142 216V215H141ZM140 216V217H141ZM174 216V215H173ZM177 218H174V220L175 219H179L180 220V218L178 217V215H175ZM184 216V215H183ZM76 217V218H75ZM86 217V216H85ZM206 217H208V216H206ZM210 217V216H209ZM208 217V218H209ZM212 217V216H211ZM226 217V216H225ZM251 217V216H250ZM23 218V217H22ZM70 218V219H71ZM145 218V217H144ZM185 218V217H184ZM260 218H262V217H260ZM259 218V219H260ZM19 219H20V217H19ZM75 219V220H74ZM132 219H133V217H132ZM138 219V218H137ZM143 219V218H142ZM186 219H187V217L185 218V222H187L186 221ZM206 219V218H205ZM252 219V220H251ZM250 219V222L252 221L253 222V219H254V215H253V218H251ZM15 220H16V218H15ZM14 220V222L17 224V222ZM87 220V219H86ZM246 220V219H245ZM257 219H255V221H256ZM69 222H70V220H68ZM67 221V222H68ZM73 221H72V224H73ZM77 221H79V220H77ZM81 221H82V218H81ZM137 221V220H136ZM135 221V222H136ZM149 221V220H148ZM173 221V220H172ZM197 221V220H196ZM203 221V220H202ZM220 221H221V218H220ZM220 221H219V223H220ZM241 221V220H240ZM247 221H249L248 219H247ZM13 222V223H14ZM66 222V223H67ZM68 222V223H69ZM166 222V221H165ZM174 222H176V220L175 221H173V224H179L178 222H176V223H174ZM189 222V223H188ZM187 222V224H190V226H192V227H194L196 224L194 223V222H190V221H188ZM236 222V221H235ZM234 222V223H235ZM249 222V223H250ZM251 222V223H252ZM82 223V222H81ZM194 223V224H193ZM200 223H202V222H200ZM207 223V222H206ZM255 222H253L252 224L255 226L254 228H258V226L256 225V224H254ZM164 224V223H163ZM172 224V225H173ZM229 224V223H228ZM244 225H245V223H243ZM251 224V225H252ZM66 225V224H65ZM204 225V224H203ZM211 225V224H210ZM214 225V226H215ZM220 224H218V226H219ZM232 225V224H231ZM252 225V226H253ZM12 226H14V225H12ZM167 226V225H166ZM177 226V225H176ZM176 226H174V227H176ZM181 226V224L179 225V226H177V228H179ZM189 226V227H190ZM196 226H200V225H196ZM195 226V227H196ZM205 226V225H204ZM217 226V225H216ZM230 226V225H229ZM185 226H182V227H180V230L182 231L183 229H185L186 230V228H184ZM191 227V228H192ZM194 227V228H195ZM202 227V226H201ZM200 227V228H201ZM235 227H236V225H235ZM248 227V226H247ZM250 227V226H249ZM14 228V227H13ZM61 228H62V226H61ZM197 228H199V227H196V229H194L195 230V232H198V231H196V230H198ZM200 228H199V230H200ZM16 229V228H15ZM60 229V228H59ZM202 229V228H201ZM219 229H220V227H219ZM239 229V228H238ZM242 229H244V228H242ZM251 230H255V229H253V227L252 228H250ZM264 228L262 227V226H259V230H260V232L262 233L261 234V237H259V240H260V242L262 243V248L261 249H263L264 250V232L262 231ZM179 230V229H178ZM177 230V231H178ZM179 230V231H180ZM185 230H183V231H185ZM191 232H192V234H194L193 233V231L194 230H191V229H189ZM241 230V229H240ZM250 230V231H251ZM60 231V230H59ZM179 231H178V233H179ZM182 231V232H183ZM232 231H233V229H232ZM243 231V230H242ZM241 231V232H242ZM257 231V230H256ZM255 231V232H256ZM62 233H64V232H62ZM184 233V232H183ZM183 233H181V234H183ZM187 233V232H186ZM184 233L185 235H183L184 237L186 236V235H188L189 236V234L187 233ZM224 233V232H223ZM249 233V232H248ZM254 233V232H253ZM191 234V233H190ZM191 234V235H192ZM251 234V233H250ZM59 235V234H58ZM61 235V234H60ZM170 235V234H169ZM173 235V234H172ZM195 235H197V233L195 234ZM194 235V237H197L196 239L194 238V237H192V238H187V236L185 237V239H188V240H190L189 242H191V241H193V243H194V241H196L199 237H198V235L197 236H195ZM224 235H227V234H224ZM253 235V234H252ZM177 236V235H176ZM178 236H180L181 237V235L179 234ZM177 236V237H178ZM232 236V235H231ZM180 237H178L179 238V241L178 242H180ZM173 238V237H172ZM240 238V237H239ZM254 238V237H253ZM57 241H58V244H56V248H58V250H60L61 249V251L62 250H64L65 248H67V246H68V243H66V240H67V238H64V239H66L65 241H64V239H62V237H56L55 238ZM69 239V238H68ZM181 239H183V238H181ZM185 239H184V241L183 240H181V243L182 242H184V244H186L185 242H188V240L187 241H185ZM199 240V249H198V244H197V251L196 252H198L199 250H200V248L202 247V251H204L205 249H204V246H201L202 244H200L201 242H203V241H201L200 240V238L198 239ZM237 240V239H236ZM235 240V241H236ZM252 240V239H251ZM220 241V240H219ZM250 241V240H249ZM0 242L2 243V240H0ZM218 242V241H217ZM255 242V241H254ZM258 242V241H257ZM192 243V242H191ZM190 243V244H191ZM196 243H198V241L196 242ZM3 244V243H2ZM67 244V245H66ZM171 244V243H170ZM177 244V243H176ZM218 244V243H217ZM236 244H237V242H236ZM258 244L260 245V243L258 242ZM58 245V246H57ZM196 245V244H195ZM195 245L194 246H191V248L192 247H195ZM216 245V244H215ZM176 246V245H175ZM178 246V245H177ZM187 246H189V244L187 245ZM205 246H206V244H205ZM211 246H213V245H211ZM217 246H219V244L218 245H216V246H214V247H212L213 248V252L211 251V253L210 254H212V255H214L213 256V258L210 260L211 262L209 263V264H220V263H222L223 264V262L224 263H226V264H237V263H235L236 262V256L233 254L232 256L229 254L230 252L227 250H224V247L222 248L221 246H219V247H217ZM223 246V245H222ZM170 247V246H169ZM181 247H183V243L181 244ZM190 248V249H191ZM206 248V247H205ZM204 249V250H203ZM57 250V249H56ZM165 250H167V249H165ZM193 250H194V248H193ZM192 250V251H193ZM209 250V249H208ZM263 250H261V251H263ZM65 251H69V250H65ZM65 251H62L61 252V254L62 253H64ZM195 251V250H194ZM207 252V251H206ZM206 252H204V253H206ZM229 252V253H228ZM243 252H245V251H243ZM56 253V252H55ZM60 253V252H59ZM183 253V252H182ZM203 253V254H204ZM209 253H208V258H209ZM3 254V253H2ZM65 254V253H64ZM179 254V253H178ZM186 254H187V252H186ZM189 254L191 255L192 254V257L190 256V258H195L196 256H195V254L192 252V253H188L187 255L189 256ZM198 254H200V251H199V253H197V259L199 258V259H201L200 261H202V259H206L207 257H205V258H200L201 256L200 255H198ZM203 254H201V255H203ZM238 254H239V256H243V253L242 252H239L238 251ZM245 254V253H244ZM247 255H248V253H246ZM56 255H57V258L56 259H58L57 261L58 262H60V260H61V258H64V257H66L67 256V254L64 256L63 254V256H61L60 254L58 255V253H56ZM187 255H185V257H187ZM4 256V255H3ZM59 256H61V258H58ZM205 256V255H204ZM250 257L249 258H252L253 256L252 255H249ZM263 256V255H262ZM70 257V256H69ZM69 257H67L68 259H69ZM185 257H183L184 259H185V261H186V259L188 258H185ZM203 257V256H202ZM258 257V256H257ZM10 258V257H9ZM66 258V261L68 260ZM71 258V257H70ZM256 258V257H255ZM254 257H253V259L256 261V260H258V259H255ZM60 259V260H59ZM178 259H179V257H178ZM198 259V260H199ZM248 258H245V259H243V260H246V261H248L247 260ZM253 259H251V261L253 260ZM261 259V258H260ZM0 260H2V259H0ZM188 260H190V259H188ZM187 260V261H188ZM195 260H196V258H195ZM194 260V262H196ZM253 260V261H254ZM64 262V263H66V261H65V258H64V260H61V262ZM72 261V260H71ZM187 261H186V263H187ZM190 261H192L193 262V260H190ZM188 262V264L190 263V264H192L191 262ZM199 261V262H200ZM246 261H245V263H246ZM250 261V260H249ZM250 261V262H251ZM255 261H254V263H255ZM45 262H47V261H45ZM63 262L61 263V264H63ZM263 262V261H262ZM3 263V262H2ZM71 264H72V262H70ZM202 263V262H201ZM200 263V264H201ZM203 263H205V262H203ZM241 263V261L240 262H238V264H240ZM257 263V262H256ZM255 263V264H256ZM47 264V263H46ZM50 264V263H49ZM58 264H60V263H58ZM69 264V263H68ZM196 264H197V262H196ZM208 264V263H207ZM241 264H244V262L243 263H241ZM247 264V263H246ZM260 264V263H259Z\"/></svg>",
    "mask_w": 264,
    "mask_h": 264
},
{
    "label": "built area",
    "instance_id": "obj_3",
    "mask_svg": "<svg viewBox=\"0 0 264 264\" xmlns=\"http://www.w3.org/2000/svg\"><path fill=\"white\" fill-rule=\"evenodd\" d=\"M264 0H220L221 4L228 6L236 4H254ZM247 68L250 79L264 90V18L260 22V36L258 41L250 48L247 56Z\"/></svg>",
    "mask_w": 264,
    "mask_h": 264
},
{
    "label": "water",
    "instance_id": "obj_4",
    "mask_svg": "<svg viewBox=\"0 0 264 264\" xmlns=\"http://www.w3.org/2000/svg\"><path fill=\"white\" fill-rule=\"evenodd\" d=\"M92 13H94V12H92ZM166 81H168L172 85H181V84H185V83H189V84L190 83H194V84L197 83L198 85H200V82L181 79V78L170 79V80H166ZM205 86L207 88H209L210 90L216 92L219 96L225 97L227 99L237 98V90H235L231 87L221 86V85H217V84H205Z\"/></svg>",
    "mask_w": 264,
    "mask_h": 264
}]
</instances>
